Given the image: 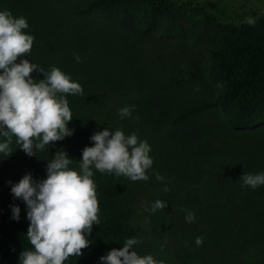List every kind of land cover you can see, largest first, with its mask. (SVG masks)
<instances>
[{
	"label": "trees",
	"instance_id": "16d2710c",
	"mask_svg": "<svg viewBox=\"0 0 264 264\" xmlns=\"http://www.w3.org/2000/svg\"><path fill=\"white\" fill-rule=\"evenodd\" d=\"M2 10L26 18L24 31L35 37L29 57L23 58L44 72L59 68L81 84L83 95L66 97L73 135L31 157L13 137L11 156L0 153V264H20V254L32 250L30 222L21 213L18 221L12 218V206L20 199L8 194L24 175L45 179L48 161L60 150L78 170L82 150L94 144L90 137L104 129L136 133L152 147L146 113L134 108L131 117L119 114L131 107L133 87L144 81L167 102V129H211L215 123L216 130L242 143L245 157H228V166L212 163L220 173L210 169L202 191L188 192L185 201L175 199L166 169L171 158L187 161L184 144L174 134L162 143L167 153L160 161L154 158L147 181L93 168L100 223L87 236L91 243L83 255L64 264H103L100 257L132 237L142 241L134 247L139 255L151 254L165 264H264V185L252 189L237 178L244 163L253 166L250 174L264 172V127L258 125L264 116V10L251 16L230 13L225 6L213 11L195 0H0ZM184 17L229 25L215 40L202 43L198 27ZM246 17L256 18V24L245 23ZM203 47L223 79L218 94L204 77ZM31 75L44 78L39 71ZM156 200L167 207L152 212ZM190 212L196 217L192 223L186 220ZM197 237L203 238L202 246L196 245Z\"/></svg>",
	"mask_w": 264,
	"mask_h": 264
},
{
	"label": "clouds",
	"instance_id": "9594fccd",
	"mask_svg": "<svg viewBox=\"0 0 264 264\" xmlns=\"http://www.w3.org/2000/svg\"><path fill=\"white\" fill-rule=\"evenodd\" d=\"M245 23L254 26L256 18L246 17ZM29 27L24 17H14L9 10L0 11V153L9 157L13 137L28 156L44 151L46 146L73 135L68 128L73 120L67 95H83L81 84L57 67L44 72L39 65L24 59L30 55L35 37L24 30ZM19 59V62H17ZM79 61V56L76 57ZM43 73L34 79L32 73ZM221 85H218V87ZM135 106L119 110L121 118L131 117ZM93 146H85L79 169L70 167L73 159L64 150L57 151L46 167V178L35 181L24 175L11 187L15 198L27 206L29 227L27 238L32 250L20 254V264H64L70 257L83 255L88 248L93 225H99V200L93 180L95 168L100 173L126 176L132 181H147V170L153 165L151 147L133 133L122 130L95 132ZM162 181L163 176L156 174ZM243 184L256 189L264 185V172L243 174ZM165 191L168 188L165 187ZM166 202L156 200L152 212L165 209ZM20 207L12 206V218L19 220ZM196 219L188 213L189 223ZM142 241L128 238L120 249H112L100 257L103 264H165L153 255L141 256L134 247ZM197 246L203 238L197 237ZM131 250V251H130Z\"/></svg>",
	"mask_w": 264,
	"mask_h": 264
},
{
	"label": "rangeland",
	"instance_id": "374dc122",
	"mask_svg": "<svg viewBox=\"0 0 264 264\" xmlns=\"http://www.w3.org/2000/svg\"><path fill=\"white\" fill-rule=\"evenodd\" d=\"M196 2L203 3L210 10L215 11L219 6H225L230 13H244L248 16L254 13L262 12L264 10V0H195ZM185 22H190L198 27L199 32L197 38L202 43H208L215 40L221 34L227 31L228 23L222 20L218 23H212L208 20H194L188 17H184ZM165 37L167 35L165 34ZM204 57L206 60L208 70L205 71V79L212 89L218 94L219 89L223 86V79L219 73L211 68L212 56L208 47H203ZM201 58V57H200ZM195 64L198 63L199 58L194 55ZM218 85H221L218 87ZM133 95L130 98L128 105L135 106L138 112L144 111L146 115L142 117L147 122L148 127L146 132H151L154 138L152 140V147L150 157L159 160L162 158L163 153H167L164 149L165 140L172 134L176 135L178 140L184 144V153L187 157V161L170 159V164L166 166L167 172L171 174L172 185L170 188L176 192L175 199L178 201H185L188 196L187 193L195 191L200 193L203 189L202 182L204 178H208L210 175V169H214L215 172L220 173V167H213L212 163L219 161L222 166L230 165L228 157L236 158L239 156L243 159L242 155L243 147L240 141H232L222 131L215 129V123L213 127L208 129L183 126L178 128L167 129L164 125L168 115V105L164 96L160 93L154 92L150 84L136 83L133 87ZM122 98V96H121ZM123 99V98H122ZM123 103L124 102L123 100ZM262 120L258 121L260 128L264 127V116H261ZM146 139H142L144 141ZM148 142V140H146ZM154 157H153V156ZM245 161H242L244 163ZM243 174H250L253 171V166L249 163L243 164ZM196 171L202 172V176L197 175ZM242 174V175H243ZM242 175H237V178L241 180ZM13 185V184H12ZM10 185V186H12ZM189 188V191H185V188ZM9 195L12 193L9 191ZM187 195V196H186ZM174 199V198H173ZM17 206L20 207V213L27 216V206L20 199ZM169 213L175 212L174 209H169ZM165 214L168 216V212ZM146 220V219H145ZM173 250V249H172Z\"/></svg>",
	"mask_w": 264,
	"mask_h": 264
}]
</instances>
